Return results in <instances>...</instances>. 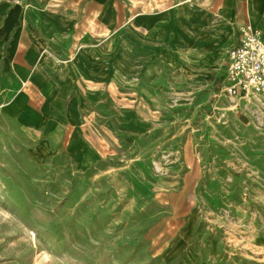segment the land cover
<instances>
[{
    "label": "rangeland",
    "instance_id": "1",
    "mask_svg": "<svg viewBox=\"0 0 264 264\" xmlns=\"http://www.w3.org/2000/svg\"><path fill=\"white\" fill-rule=\"evenodd\" d=\"M127 56L96 167L0 127V264H264V106L191 54Z\"/></svg>",
    "mask_w": 264,
    "mask_h": 264
},
{
    "label": "crops",
    "instance_id": "2",
    "mask_svg": "<svg viewBox=\"0 0 264 264\" xmlns=\"http://www.w3.org/2000/svg\"><path fill=\"white\" fill-rule=\"evenodd\" d=\"M181 2L0 0V127L90 170L105 159L106 144L86 122L90 110L118 99L127 54H191L226 72L242 28L264 37V0ZM232 85L225 78L222 91Z\"/></svg>",
    "mask_w": 264,
    "mask_h": 264
},
{
    "label": "built area",
    "instance_id": "3",
    "mask_svg": "<svg viewBox=\"0 0 264 264\" xmlns=\"http://www.w3.org/2000/svg\"><path fill=\"white\" fill-rule=\"evenodd\" d=\"M227 78L233 85L227 93L236 98L249 96L264 106V37L248 26L228 55Z\"/></svg>",
    "mask_w": 264,
    "mask_h": 264
}]
</instances>
